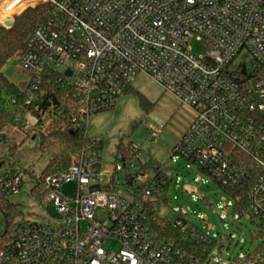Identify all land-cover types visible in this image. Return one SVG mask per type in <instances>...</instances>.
<instances>
[{
    "label": "built area",
    "instance_id": "built-area-1",
    "mask_svg": "<svg viewBox=\"0 0 264 264\" xmlns=\"http://www.w3.org/2000/svg\"><path fill=\"white\" fill-rule=\"evenodd\" d=\"M40 1L49 11L18 59L28 73L24 105L52 70L55 84L66 81L80 93L87 123L114 107L142 72L195 112L174 160L183 158L235 197L245 195L251 214L264 220V0H28L24 6ZM192 40L206 52L194 53ZM22 112L17 122L25 120ZM100 147L97 140L85 146L67 171L43 179L38 203L53 215L45 223L19 222L0 246V264H193L151 232L147 204L156 207L152 200L168 192L171 178L142 163L136 144L116 152L113 168L103 166ZM22 172L9 161L0 193L18 191ZM67 183L70 195L63 192ZM100 209L104 221L96 216ZM173 222L184 229L190 223ZM189 231L207 241V233ZM214 260L257 264L245 256Z\"/></svg>",
    "mask_w": 264,
    "mask_h": 264
},
{
    "label": "rangeland",
    "instance_id": "rangeland-1",
    "mask_svg": "<svg viewBox=\"0 0 264 264\" xmlns=\"http://www.w3.org/2000/svg\"><path fill=\"white\" fill-rule=\"evenodd\" d=\"M0 0V21L12 25L14 18L29 8L42 5V1L27 5L28 0ZM32 2V1H30ZM18 3V4H16ZM2 22V21H1ZM4 23V22H2ZM9 25V26H10ZM8 26V25H7ZM192 51L204 54L206 45L200 41L189 42ZM18 57L11 58L4 68L6 75L12 80H26L28 73L18 69ZM247 60L237 58L235 64ZM64 71V66L58 68ZM130 90L118 96L114 107L93 113L87 120V133L91 140L100 142V155L104 167L113 168L118 144L139 147V160L144 163L155 160L161 165L163 173L171 180L168 183L167 203L156 202L159 215L166 220H185L207 233L211 237L221 238L222 249H214L213 259L209 264H216L214 259L228 261L236 256H246L252 253L263 241H252V233L258 232V226L250 221L245 214L235 219L231 215V197L210 177L198 171L195 167H187V162L179 157L174 160L173 148L179 143L188 125L195 117L193 109L181 104L173 95L146 74L136 73L130 81ZM138 94L144 97L140 101ZM37 118L26 112L25 120L17 126H10L3 132V144H17L16 156L29 166L31 173L22 172L21 188L6 195L9 202L18 204L22 218L16 222L45 223L49 215H53L51 207L38 203L30 195V189L48 160L46 154L31 153L34 132L33 125ZM63 122L54 114L43 117V125L36 132H47L50 127L62 126ZM152 133H156L155 138ZM28 134H32L30 138ZM6 138V140H5ZM65 194L72 193V185L63 186ZM51 214L48 215V213ZM105 209L97 211L96 216L104 221ZM3 221L0 216V228ZM264 239V238H263Z\"/></svg>",
    "mask_w": 264,
    "mask_h": 264
},
{
    "label": "trees",
    "instance_id": "trees-1",
    "mask_svg": "<svg viewBox=\"0 0 264 264\" xmlns=\"http://www.w3.org/2000/svg\"><path fill=\"white\" fill-rule=\"evenodd\" d=\"M48 11L49 7L42 5L21 12L14 18L10 26H6L0 21V139L4 140L3 132L8 127H19V124L22 123L15 120L20 108L37 118L31 130L35 134L33 146L30 147L29 151L48 156L44 168L40 175L36 177L35 185L30 189V195L37 202H40L44 195L43 179L47 175H59L67 171L77 161L82 149L96 141L88 137L87 123L83 121L80 112V93L71 83L66 81L64 84H55L54 80L58 76V72L48 70L30 103L24 105L23 99L26 95L28 79L14 81L4 71L11 58H19L23 53L26 47V39L31 30L45 20ZM17 67L25 71L19 64ZM130 89L129 87L125 92ZM138 96L140 101L144 100L142 95L138 94ZM12 98L15 99V102L11 101ZM24 112H22V115ZM47 113L54 114L57 119L63 122V125L50 127L47 132L40 131L37 133L36 130L43 125V117ZM73 118L75 121H72ZM31 135L28 134V137L30 138ZM124 151L126 152V147L118 144L116 152ZM16 152V143L3 144L0 142V162H2L0 177L3 175V170L9 161H12L13 165L23 170V172L31 173L30 170L25 168L26 163L16 156ZM146 164L153 171L154 166L161 167L155 160H149ZM218 186L220 185L218 184ZM220 187L232 199V217L237 219L240 215L243 217L246 214L250 221L258 226V232L252 233V241L260 239L263 242L245 257L247 260L255 259L257 264H264V220L251 214L249 201L245 195L241 194L235 197V191ZM166 191L167 188H164V192L159 199L165 203L168 201ZM152 201L156 203L158 200ZM147 206L148 220L153 237L164 238L175 243L188 258H193V264H209L210 260L214 258V249H218V251L222 249L221 238L206 235L207 241H200L189 231L190 227H194L196 232L205 233L193 224H186L188 228L184 229L182 226L175 225L173 221L161 217L152 203L149 202ZM0 216L3 221V227L0 228V246H2L9 232L19 224L15 219L22 218V211L18 204L9 202L6 195L1 193ZM233 259H237V256Z\"/></svg>",
    "mask_w": 264,
    "mask_h": 264
},
{
    "label": "water",
    "instance_id": "water-1",
    "mask_svg": "<svg viewBox=\"0 0 264 264\" xmlns=\"http://www.w3.org/2000/svg\"><path fill=\"white\" fill-rule=\"evenodd\" d=\"M4 24L7 26V25H10L11 23L8 24L7 21H4ZM65 75L68 77V76L70 75V72L67 71V72L65 73ZM1 166H2V162H0V167H1ZM240 217H241V215L239 216V218H240Z\"/></svg>",
    "mask_w": 264,
    "mask_h": 264
},
{
    "label": "crops",
    "instance_id": "crops-1",
    "mask_svg": "<svg viewBox=\"0 0 264 264\" xmlns=\"http://www.w3.org/2000/svg\"><path fill=\"white\" fill-rule=\"evenodd\" d=\"M188 107V106H187ZM191 123V122H190ZM189 126V125H188ZM148 162V161H147Z\"/></svg>",
    "mask_w": 264,
    "mask_h": 264
},
{
    "label": "bare ground",
    "instance_id": "bare-ground-1",
    "mask_svg": "<svg viewBox=\"0 0 264 264\" xmlns=\"http://www.w3.org/2000/svg\"><path fill=\"white\" fill-rule=\"evenodd\" d=\"M16 4H18V3H16Z\"/></svg>",
    "mask_w": 264,
    "mask_h": 264
}]
</instances>
